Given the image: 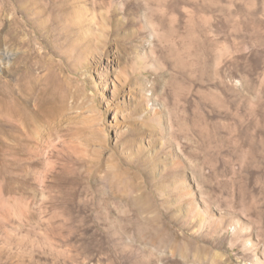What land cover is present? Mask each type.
Masks as SVG:
<instances>
[{
	"label": "rangeland",
	"instance_id": "374dc122",
	"mask_svg": "<svg viewBox=\"0 0 264 264\" xmlns=\"http://www.w3.org/2000/svg\"><path fill=\"white\" fill-rule=\"evenodd\" d=\"M0 264H264V0H0Z\"/></svg>",
	"mask_w": 264,
	"mask_h": 264
},
{
	"label": "bare ground",
	"instance_id": "6f19581e",
	"mask_svg": "<svg viewBox=\"0 0 264 264\" xmlns=\"http://www.w3.org/2000/svg\"><path fill=\"white\" fill-rule=\"evenodd\" d=\"M14 29H15V26H8L7 27V34L9 35V40H13L15 39V35H14Z\"/></svg>",
	"mask_w": 264,
	"mask_h": 264
}]
</instances>
